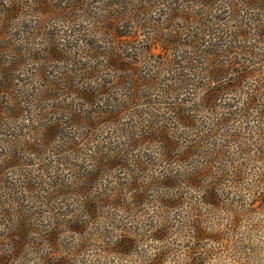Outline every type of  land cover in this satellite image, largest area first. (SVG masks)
<instances>
[{"label":"rangeland","instance_id":"374dc122","mask_svg":"<svg viewBox=\"0 0 264 264\" xmlns=\"http://www.w3.org/2000/svg\"><path fill=\"white\" fill-rule=\"evenodd\" d=\"M228 2L0 0V264H264L260 102L243 106V86L216 96L222 85L209 84L206 60L178 63L188 31L199 27L184 16L251 23L246 6L234 21ZM174 30L186 34L180 46H170ZM232 58L252 63L259 78L264 63L243 52ZM84 91L89 103L77 96ZM80 109L100 119L92 117L90 137L66 139L60 152L54 133L75 131ZM171 110L193 116L192 128ZM211 129L217 140L234 130L250 139L242 182H187L183 174L202 158L166 155L165 135L180 138L181 154Z\"/></svg>","mask_w":264,"mask_h":264},{"label":"trees","instance_id":"16d2710c","mask_svg":"<svg viewBox=\"0 0 264 264\" xmlns=\"http://www.w3.org/2000/svg\"><path fill=\"white\" fill-rule=\"evenodd\" d=\"M227 4L233 8L231 18L234 19V21H238V18L240 15H242V13L245 14L242 11L241 7L246 6L245 8L248 9L246 14L248 13V11L250 12L248 13V16L251 17V23L240 25L238 24L235 28L231 27L233 25L229 27H221L219 25L220 22H218L220 21V19L217 18L218 16H213L212 19H215L212 20L208 18L205 12L201 14L198 13L194 16L191 14L190 16H184V14H181L186 19L190 18L195 20L199 27H195L192 31L189 30V34L187 35L185 33L174 30V33L170 34V46L172 44L173 46L182 45L183 43L181 42L180 37L186 35L189 40L185 44L188 50L183 55L179 56L180 61L178 63L183 64L185 68H191V65H193L194 62H199V58L210 62L212 69L210 72L211 76L209 77V84L214 83L215 85H222L221 88L217 87L215 91L213 90L214 92H216V96L224 90H229L230 88H241V86L246 88L245 93L247 95V101L243 106H251L260 102V104L254 106V108L261 106L260 109L257 110V114L259 124L262 125V122L264 124V68L260 72L261 74L259 75V78L253 80V77H255L254 71H256V69H248L249 67H252L251 61V66L244 63L239 64L237 61H233L234 59L232 58V55H238L243 52L244 54L253 57V59H257L258 63H264V0H230V2H228ZM253 11L257 12L252 14L251 12ZM227 57H230V60H228ZM222 59H227L226 64L222 62ZM111 65L116 67L117 70H122V68L118 65ZM248 78L252 79V83L248 84L246 82L247 84L243 85V82H245ZM145 80L147 81L146 85L151 87L152 82L148 81V79ZM125 82L127 83L128 81ZM142 82H144V80ZM135 94L136 92L134 91L133 95ZM81 95L82 96H79L78 94V98L81 99L80 97H82V100L85 99L86 103H89L93 99L91 98L90 100L89 95L91 94H87L85 91L84 93H81ZM145 100L147 99L145 98ZM146 104L149 105L150 102L147 100ZM153 108L154 111L158 110V107L152 106L148 108L147 111H145L146 121L145 123L142 122L143 126L146 123L151 122V120L149 119L153 117ZM248 110L249 108L241 112H246ZM79 111L80 113L78 115L76 114L75 122L70 126L72 128H76L75 131L71 130V132H68L66 129H60L56 130V132L54 133V138H57V141L63 143L61 145L60 152L69 150L64 142L66 139H69V144H72L74 139H85L84 134H87V138L90 137V133H92L90 130H93L95 128V124L92 123V117H95L97 120L100 119L99 115L96 114L98 112L95 113L93 111L90 116V112L86 111L85 109H80ZM171 111L175 114V120H177L179 123H182V125L187 126L188 128H192L193 116L186 114L185 110H183L185 114H178V116L174 112L175 110ZM114 112L113 110H105L104 112H102V114L110 116ZM70 116L72 118V112ZM162 117L163 122L168 123L169 119L166 118V115L163 114ZM78 128H82L87 131H81L80 133H77L79 131ZM150 128L151 132L155 130L151 125ZM53 131L54 130H51V132ZM153 133L161 134V131L155 130V132ZM204 133L205 132H202L201 134ZM201 134H195L196 136H194L196 138L192 136V138H195V141L192 140L186 147V150L181 154H178V152L174 154L175 150H177V147H182L181 145L177 144L180 140L179 137L175 141L168 139L165 135V138L163 139L164 148L167 151L166 155L169 157V160L176 159L182 162V160L186 158V154H192V158L196 155L198 158H202L200 161H198V165L196 167L194 166L186 170V173L183 174V178L185 180H188L187 182L200 183L204 181H210L215 184L216 188H218V184H224L227 181L233 183L234 179L237 178V180H239V183L242 182L241 176L243 175L241 174V172L246 167H244L245 162H239V158L241 156L245 157L246 155V157H248L250 155V151L248 150V141L250 139L246 138L245 141H241L240 139L242 138V136L239 135L237 130L230 131L229 133L224 134L218 140L215 136V130L213 129H211L210 132H206L205 136H202ZM213 136L216 137L215 142L209 140L212 139ZM231 146L236 147L234 151L230 152L226 150ZM187 149L188 153L186 152ZM72 151L77 150H74L72 148ZM226 154H229L230 156H226ZM246 160L247 159H245V161ZM238 163H241V166H239ZM234 175L236 178H233ZM237 180L235 182H237ZM85 190H83V192ZM215 197H218V194L211 193L210 202L215 201ZM85 211L89 216L94 215L93 212L89 213L87 209ZM2 215L6 214L4 213Z\"/></svg>","mask_w":264,"mask_h":264}]
</instances>
